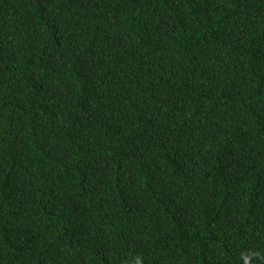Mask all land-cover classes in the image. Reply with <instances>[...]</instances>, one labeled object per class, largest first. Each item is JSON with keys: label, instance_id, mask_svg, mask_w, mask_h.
Instances as JSON below:
<instances>
[{"label": "trees", "instance_id": "16d2710c", "mask_svg": "<svg viewBox=\"0 0 264 264\" xmlns=\"http://www.w3.org/2000/svg\"><path fill=\"white\" fill-rule=\"evenodd\" d=\"M0 264H264V0H0Z\"/></svg>", "mask_w": 264, "mask_h": 264}]
</instances>
